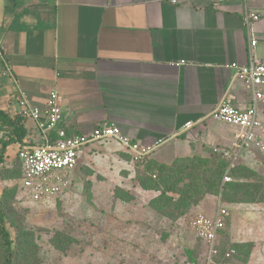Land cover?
<instances>
[{
    "label": "crops",
    "instance_id": "crops-1",
    "mask_svg": "<svg viewBox=\"0 0 264 264\" xmlns=\"http://www.w3.org/2000/svg\"><path fill=\"white\" fill-rule=\"evenodd\" d=\"M247 3L260 15L249 32L240 0H0V111L18 117L20 92L44 109L56 90L69 136L114 124L144 146L172 138L159 149L166 157L235 152L240 131L219 121L174 136L224 99L248 106L250 90L227 68L248 64L251 40L264 62V0ZM259 117L264 141V107ZM24 125L22 142L42 144L36 124ZM263 157L255 149L238 158L264 175Z\"/></svg>",
    "mask_w": 264,
    "mask_h": 264
},
{
    "label": "rangeland",
    "instance_id": "rangeland-1",
    "mask_svg": "<svg viewBox=\"0 0 264 264\" xmlns=\"http://www.w3.org/2000/svg\"><path fill=\"white\" fill-rule=\"evenodd\" d=\"M3 135L0 131L5 139ZM15 151L10 150L9 159L0 165V197L8 189V228L22 245L33 237L41 264H207L206 247L190 224L195 215L215 210L219 202L229 212L220 242L226 249L237 248L220 264H264V204L237 206L226 203L222 194L207 196L176 222L152 210L151 202L160 194L143 190L138 175L148 166L157 169L176 160L160 155L161 150L139 162L116 142L92 145L81 154L66 193L45 204L26 198ZM197 155L213 156L229 168L223 151L203 147ZM240 165L238 159L233 168ZM156 175L149 174L153 179ZM229 176L228 184L234 183ZM54 239L63 252L54 247Z\"/></svg>",
    "mask_w": 264,
    "mask_h": 264
},
{
    "label": "built area",
    "instance_id": "built-area-1",
    "mask_svg": "<svg viewBox=\"0 0 264 264\" xmlns=\"http://www.w3.org/2000/svg\"><path fill=\"white\" fill-rule=\"evenodd\" d=\"M243 3V23L249 32L254 23L260 21V15L251 11L247 0ZM1 26V23H0ZM256 41H250L249 62L247 65L232 63L227 66L233 72L234 81L242 83L250 90V102L244 109L231 106L225 99L199 122H188L174 137L193 129L205 120H215L240 131V142L235 152L223 151V158L229 162V168L223 177V183L231 182L229 171L235 166L240 151L257 150L264 155V141L260 134L263 123L259 117L261 107H264V62L256 61L253 48ZM19 115L24 120L33 121L43 135L40 145L22 142L18 145V158L21 162V182L26 198L35 204H45L62 197L71 186V176L78 167L83 151L95 144L107 141L116 142L136 161L144 162L172 138L158 141L153 146H144L124 136L114 125H104L95 128L91 133L69 136L60 125L63 121L62 99L53 90L44 109L34 107L23 92L19 95ZM54 132L56 139L51 140ZM228 210L219 202L214 213L209 216L199 213L191 221V229L200 239L207 252V264H212L218 255L220 232L224 231ZM235 251L230 249L225 257L231 258Z\"/></svg>",
    "mask_w": 264,
    "mask_h": 264
},
{
    "label": "trees",
    "instance_id": "trees-1",
    "mask_svg": "<svg viewBox=\"0 0 264 264\" xmlns=\"http://www.w3.org/2000/svg\"><path fill=\"white\" fill-rule=\"evenodd\" d=\"M0 131H3L5 138H0V165H2L8 148L13 144L22 143L27 132L24 119L20 115L11 118L3 111H0ZM50 138L55 140V134L50 135ZM17 159L21 169L18 155ZM226 171L227 164L224 162L218 164L213 156L204 158L195 154L177 157L169 166L157 167V169L148 166L145 172L138 175V181L143 190L160 194L151 202V208L156 214L172 222L184 217L207 196L222 194L223 200L231 205L264 204V178L258 177L254 170L240 165L229 171V175L236 181L228 184L223 183ZM152 172H157L155 179L149 176ZM7 192L8 189H5L0 197V264H41L33 250V237H29V243L24 245L19 235L16 239L12 237L8 228L11 205L5 198ZM223 232H220V237ZM52 243L58 251L63 252L64 249L55 243V239ZM217 249L218 255L213 261L215 264H220L221 260L227 261L225 255L230 249L237 251L234 246L226 249L220 241Z\"/></svg>",
    "mask_w": 264,
    "mask_h": 264
}]
</instances>
